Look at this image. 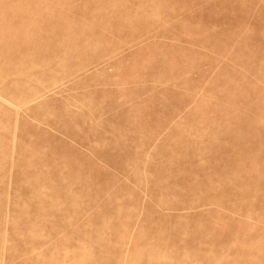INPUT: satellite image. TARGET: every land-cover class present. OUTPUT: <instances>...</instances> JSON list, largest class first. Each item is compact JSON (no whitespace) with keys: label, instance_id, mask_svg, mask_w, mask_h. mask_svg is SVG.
Listing matches in <instances>:
<instances>
[{"label":"rangeland","instance_id":"rangeland-1","mask_svg":"<svg viewBox=\"0 0 264 264\" xmlns=\"http://www.w3.org/2000/svg\"><path fill=\"white\" fill-rule=\"evenodd\" d=\"M0 264H264V0H0Z\"/></svg>","mask_w":264,"mask_h":264}]
</instances>
